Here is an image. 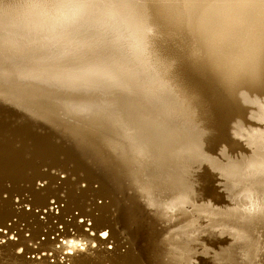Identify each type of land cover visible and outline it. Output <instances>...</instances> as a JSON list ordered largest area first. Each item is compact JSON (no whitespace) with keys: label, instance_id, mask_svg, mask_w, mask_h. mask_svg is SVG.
I'll use <instances>...</instances> for the list:
<instances>
[{"label":"bare ground","instance_id":"bare-ground-1","mask_svg":"<svg viewBox=\"0 0 264 264\" xmlns=\"http://www.w3.org/2000/svg\"><path fill=\"white\" fill-rule=\"evenodd\" d=\"M156 25L181 56L157 48ZM262 75L260 0H0V92L90 131L132 191L118 194L108 163L86 167L78 143L38 148L0 109V238L17 236L0 244V264H264V93L251 86ZM56 165L71 172L38 171ZM51 198L64 205L40 220L33 210Z\"/></svg>","mask_w":264,"mask_h":264},{"label":"rangeland","instance_id":"rangeland-1","mask_svg":"<svg viewBox=\"0 0 264 264\" xmlns=\"http://www.w3.org/2000/svg\"><path fill=\"white\" fill-rule=\"evenodd\" d=\"M143 4V3H142ZM163 31L161 30V26L160 25H156L155 27L153 26L152 27V29H150V30H148V31H146V33L148 34V36H149V38L151 39V40H153V42L157 45V48L160 50V51H162V52H166V51H168V50H170V51H172L173 52V54H174V56L175 57H179V56H181V51H182V46L176 41V40H174V39H172L171 38V36H170V31H166L165 33H162ZM174 67V66H173ZM4 100V101H3ZM7 100V101H6ZM2 102H5V103H2ZM27 105H26V104ZM3 104H5V105H3ZM7 104H12L13 105V107L10 105L9 107H11L10 108V110H11V113H9L10 112V110H9V107L7 106ZM30 104H32V105H34L33 103H31V102H27V101H23V100H21V97H19V96H17V95H15V94H12V93H1L0 92V107H3V108H0V109H2V110H6L5 112H4V114H9L10 116H9V118H8V116L7 115H4L3 114V117H4V119L7 117V121L6 120H3L2 121V123H5V124H8V127L9 128H20V129H23V127H24V129H25V131H27V132H30V133H32V137H33V135H34V137L36 136V137H38L37 138V141H38V139H39V143H44V144H42V145H46V144H49V146L51 145H53V144H55V145H53V146H55L56 148H58V146H60V148H58V149H60V150H63V149H65V148H71V149H74L75 150V148H76V150H77V148H78V146L79 147H82V144L80 145L79 144V136L77 135L78 134V129L79 130H81L79 127L77 128V126H74V125H69V126H67L68 124H70V123H64V121H63V125H62V123H60L61 122V120H59L58 122H56L57 121V119H55V122H54V118H52V120H51V117L49 118V116H47V114L43 111V109H41V108H37V107H35V106H32V105H30ZM23 106V107H22ZM7 107V108H6ZM22 107V108H21ZM5 108V109H4ZM17 108H19V109H17ZM24 108V109H23ZM14 110V112H13V110ZM27 109V110H26ZM31 111H30V110ZM33 109V110H32ZM17 110V111H16ZM21 112H20V111ZM35 110V111H34ZM8 111V112H7ZM16 111V112H15ZM26 112V113H24V112ZM29 111V112H28ZM18 112V113H17ZM34 112V113H33ZM27 115L28 117H25V115ZM33 113V114H32ZM39 113V114H38ZM43 115H42V114ZM45 113V114H44ZM13 114H15V115H13ZM17 114H19V116H20V119H21V116H23L25 119H27L26 120V122H23L25 119L23 118V119H19V116H17ZM22 114V115H21ZM30 114V115H29ZM41 114V115H40ZM17 116L18 118H16L15 119V117ZM29 116L31 117V119L29 118ZM33 116V117H32ZM34 116H36V117H34ZM41 116H42V120L43 119H45L43 122L40 120L41 119ZM10 117L12 118L11 120H13V119H15L16 121H18L19 122V124H21V125H19L16 121H11L10 120ZM14 117V118H13ZM44 117V118H43ZM28 118H29V120H30V122L28 121ZM34 118V119H33ZM47 118H49V119H47ZM35 119H39V120H37V121H33V120H35ZM46 119H47V123H44L45 121H46ZM20 120V121H19ZM27 121L29 122L28 123V125H27ZM52 121V122H51ZM32 122V123H31ZM34 122H35V124H34ZM38 122V123H37ZM49 122H51L50 123V125L51 126H53V127H51V126H48L47 127V129H45L46 128V126L47 125H49L48 123ZM23 123V124H22ZM31 123V124H30ZM41 123V124H40ZM53 123L55 124V125H53ZM60 123V124H59ZM16 124H18V126H16ZM26 124V125H25ZM44 124H46L45 126H44ZM59 124V125H58ZM67 124V125H66ZM36 125V126H35ZM39 125V127H37ZM41 125H43V127H45V128H43ZM32 126H35L34 128H38V129H40V127H42V129L43 130H34V128L32 127ZM74 126V127H73ZM51 127V128H50ZM32 130H31V129ZM68 128H70V129H68ZM71 128H73V129H71ZM74 128H76V130H77V132H76V130L74 129ZM19 129V130H20ZM23 129V130H24ZM62 129V130H61ZM30 130V131H29ZM46 130V131H45ZM69 130H71L70 132H69ZM73 130V131H72ZM43 131H45V134H44V132ZM74 132V133H73ZM67 133V134H66ZM69 133V134H68ZM70 133H72V134H70ZM77 133V134H76ZM8 135V134H11L10 132H5V134H2V135ZM77 136H76V135ZM40 135V136H39ZM41 135H42V137H41ZM45 136V138H44V136ZM67 135H71L72 136V138L71 139H69V137L67 136ZM76 136V137H75ZM13 137H15V138H17V135H13ZM12 137V134L10 135V136H4V138L5 139H12L13 138ZM35 137V138H36ZM39 137H41V138H39ZM48 137V138H47ZM75 137V138H74ZM13 139L14 141H18V138L17 139ZM43 138V139H42ZM76 138H78L76 141H75V139ZM69 139V140H68ZM16 141V142H17ZM41 141V142H40ZM51 142V143H49V142ZM72 141H74L73 143H72ZM95 141V140H94ZM16 142H14V144L16 143ZM47 142V143H46ZM53 142V143H52ZM55 142V143H54ZM61 142H63V143H61ZM66 142V144H65V146H64V143ZM58 143V144H57ZM75 143V144H74ZM78 143V144H77ZM95 143H96V145L98 146L97 147V149L95 150V151H86L83 147V152H85V153H82V154H85V155H83V157H82V163L86 166V167H90V169H92L93 170V167H95V165L97 166V167H99V168H101L102 166V168L101 169H103V170H108L109 169V167H110V169L111 170H113L114 172H113V174L114 175H112V173L110 172L109 173V182H111L112 184H114V186L116 187V189L118 190V191H120L118 194L119 195H122V194H127V195H130V194H128L129 192L131 193L132 191H129L128 193L126 192L125 193V191H128V188L126 189L125 187L127 186V187H129V184L127 183V180L123 177V175H122V172L120 171V165H119V163H118V160L116 159V158H114V157H112V154H111V152L109 151V150H107V148L106 147H103V145L99 142V141H95ZM13 144V147L12 148H15V147H17L18 146V144L19 143H16V145H14ZM78 146H77V145ZM41 145V146H42ZM76 145V146H75ZM47 146V145H46ZM45 146V147H46ZM48 146V147H49ZM50 146V147H51ZM52 146V149L53 148H55V147H53ZM67 146V147H66ZM69 146H71V147H69ZM72 146H74V147H72ZM55 148V149H56ZM57 149V150H58ZM78 151V150H77ZM25 152H28V149H26V151ZM74 152V151H73ZM76 153V152H75ZM85 156V157H84ZM24 157L25 158H28L27 157V155L25 154L24 155ZM83 159H84V161H83ZM28 160V159H27ZM105 161V162H104ZM107 164V166H109V167H107L106 166V164H105V167H104V164ZM81 163V164H82ZM88 165V166H87ZM17 166V165H16ZM15 166V164H14V167L13 168H22V166L24 167V165H21V164H18V166L16 167ZM112 166V167H111ZM61 167H64V171H59L58 169L59 168H61ZM66 167V168H65ZM71 166L70 165H68V166H62V165H56V166H53V167H45V166H42V167H40V168H38V171L39 172H47V171H49L51 174H53L54 172L53 171H55V170H58V172H56V173H54V174H57V176H58V178H59V176H60V179L61 178H63L64 176H66L67 174H69L71 171H70V168ZM58 168V169H57ZM105 168H108V169H105ZM46 169V170H45ZM109 169V171H111ZM53 170V171H52ZM61 170V169H60ZM69 170V171H68ZM52 171V172H51ZM66 171V172H65ZM3 171H1L0 172V174L2 173ZM23 172V171H22ZM21 171H20V173H22ZM64 172V173H63ZM25 174H26V172H24ZM59 173V174H58ZM61 173V174H60ZM63 174V175H62ZM111 175H112V177H111ZM116 176V178H114ZM117 177H119V178H117ZM112 178H114V179H112ZM117 180V183H116V180ZM56 181V180H55ZM44 180L43 181H41V182H39L38 181V183H36L37 185H35V188L36 187H41V186H43V184H44ZM57 183H59V181L57 182ZM118 183H121L122 184V186H124V187H119L120 186V184H118ZM115 184H117V185H115ZM57 185V184H56ZM56 185H53V187H56ZM82 185H84V183L82 182L81 184H80V186H82ZM123 188V189H122ZM126 189V190H125ZM125 190V191H124ZM129 190H131V189H129ZM123 191V192H122ZM118 195V196H119ZM58 196H60L61 197V194H59ZM17 200H18V198L16 199V197L14 198V201L15 202H17ZM52 201V202H51ZM98 203L97 204H99V203H101V200H96ZM95 201V202H96ZM51 202V203H50ZM48 203L49 204H52V205H49L48 207H46V208H44V209H41V208H37V209H34L33 211L36 213H38L40 210V215H39V219L40 220H42V216L43 215H46V211H47V209H49V211L51 212V213H53L54 215H57L58 214V211H59V208H62L63 207V203H61V202H55V200L53 199V198H51V200L49 199L48 200ZM61 203V204H60ZM24 207H25V209L26 210H28V206H26L25 204H22ZM59 207H58V206ZM28 207V208H27ZM57 208V209H56ZM74 212H73V214L74 215H76V213L78 212V211H76V210H73ZM44 213V214H43ZM81 220H86V218H80L79 220H77V222L78 221H80V222H82ZM9 224V223H8ZM85 225V224H84ZM56 228L57 229H60L61 228V225H56ZM112 229L113 230H115V234L117 235V238H119V239H121V241H125V246L124 247H127V244L128 245H130L129 243H130V241L126 238V236H125V234H124V232L121 230V229H118V228H116V226H115V224H113L112 225ZM84 230L86 231V232H92L91 230H87V227H86V225L84 226ZM0 232H1V229H0ZM2 232H4V234L6 233L5 231H2ZM73 232V231H72ZM12 233V234H11ZM11 233H9V235H7V234H5V235H7V237H5L4 239H1L0 238V242H2V244H4L5 243V241H7V240H9V242L8 243H10V242H14V241H16L17 240V236L15 235L16 234V232L15 231H13V232H11ZM11 234V235H10ZM13 234H14V236H13ZM58 233L57 232H55L54 233V235H50V237L49 238H53L55 235H57ZM23 235H27L26 233L25 234H23ZM98 236H100V234H98ZM43 236H41L40 237V240H43ZM6 244V243H5ZM231 245L232 244V242L230 241V240H228L227 241V243H226V245ZM234 248H237V246L236 247H234ZM1 251V250H0ZM262 250H260V252H261ZM9 252H10V254H18V250H15V251H12V250H9ZM41 255H44L43 253H41ZM1 256H4L3 254L1 255ZM34 257L35 256H31V258H32V260L34 259ZM37 258H38V256H37ZM3 262V261H2ZM28 263H30V264H33V262L32 261H27V263L26 264H28ZM141 264H145L143 261H141Z\"/></svg>","mask_w":264,"mask_h":264},{"label":"snow or ice","instance_id":"snow-or-ice-1","mask_svg":"<svg viewBox=\"0 0 264 264\" xmlns=\"http://www.w3.org/2000/svg\"><path fill=\"white\" fill-rule=\"evenodd\" d=\"M139 2L151 6L158 3L159 0H139ZM233 2L254 3L255 0H233ZM260 2L264 3V0H260ZM182 75L186 80L191 81V83L197 87L200 88L207 87L206 79L203 76H201L200 73L192 66H185L183 68ZM251 86L253 88L259 89L262 93H264V75H262L258 80L253 81ZM78 136L82 144V147L86 151H95L97 149L98 146L96 145L90 131L80 130L78 132ZM102 235L107 236V233H102ZM0 244H2V242H0ZM109 247L111 246L109 245ZM81 255L82 256L84 255L83 252L81 253Z\"/></svg>","mask_w":264,"mask_h":264},{"label":"water","instance_id":"water-1","mask_svg":"<svg viewBox=\"0 0 264 264\" xmlns=\"http://www.w3.org/2000/svg\"><path fill=\"white\" fill-rule=\"evenodd\" d=\"M35 138V137H34ZM35 140L37 141V139L35 138ZM38 148H42V147H40L41 146V143H37V145H36Z\"/></svg>","mask_w":264,"mask_h":264}]
</instances>
